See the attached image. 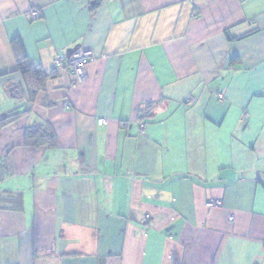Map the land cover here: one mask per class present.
<instances>
[{
	"label": "crops",
	"instance_id": "1",
	"mask_svg": "<svg viewBox=\"0 0 264 264\" xmlns=\"http://www.w3.org/2000/svg\"><path fill=\"white\" fill-rule=\"evenodd\" d=\"M3 159L0 264H264V0H0Z\"/></svg>",
	"mask_w": 264,
	"mask_h": 264
},
{
	"label": "trees",
	"instance_id": "2",
	"mask_svg": "<svg viewBox=\"0 0 264 264\" xmlns=\"http://www.w3.org/2000/svg\"><path fill=\"white\" fill-rule=\"evenodd\" d=\"M14 42H17L20 53L17 59V71L21 73L25 89L30 95L29 97L33 99L39 91L45 90L46 80L52 73L55 74L57 70L51 68V73H48L42 67L35 65L27 58L22 43L16 39ZM24 143L29 146H46L49 148L57 145L55 132L48 122L27 126L24 130ZM5 175L6 160L3 159L0 161V181L3 180Z\"/></svg>",
	"mask_w": 264,
	"mask_h": 264
},
{
	"label": "built area",
	"instance_id": "3",
	"mask_svg": "<svg viewBox=\"0 0 264 264\" xmlns=\"http://www.w3.org/2000/svg\"><path fill=\"white\" fill-rule=\"evenodd\" d=\"M30 15L32 18H38L39 14L37 10L32 9L30 11ZM95 59V54L89 47H81L75 50L70 56H65L64 54H57L52 61V68L57 71L66 70L70 75H72L75 80L82 81L86 76V64L89 61H93ZM217 96L220 100L224 99V92L219 91ZM188 101L192 100V97L188 96ZM65 106H68L65 103ZM105 119H99V124H104ZM141 130L144 129V124H141ZM221 204V200L219 198L209 199L206 201V206L215 207Z\"/></svg>",
	"mask_w": 264,
	"mask_h": 264
}]
</instances>
